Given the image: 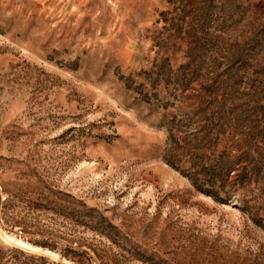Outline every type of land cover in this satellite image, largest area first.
Listing matches in <instances>:
<instances>
[{
	"label": "rangeland",
	"instance_id": "rangeland-1",
	"mask_svg": "<svg viewBox=\"0 0 264 264\" xmlns=\"http://www.w3.org/2000/svg\"><path fill=\"white\" fill-rule=\"evenodd\" d=\"M0 231L40 247L0 264H264V0H0Z\"/></svg>",
	"mask_w": 264,
	"mask_h": 264
},
{
	"label": "bare ground",
	"instance_id": "bare-ground-1",
	"mask_svg": "<svg viewBox=\"0 0 264 264\" xmlns=\"http://www.w3.org/2000/svg\"><path fill=\"white\" fill-rule=\"evenodd\" d=\"M0 235L3 239L9 241V242H13V243H16L21 246H24V247H27V248H40L39 246H36V245H32L31 243L25 241V240H22L20 238H17L15 237L14 235H11V234H8L7 232L5 231H0ZM56 255V254H55Z\"/></svg>",
	"mask_w": 264,
	"mask_h": 264
}]
</instances>
